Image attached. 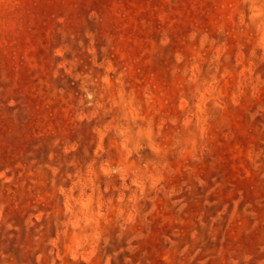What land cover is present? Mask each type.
<instances>
[{"label": "rangeland", "instance_id": "obj_1", "mask_svg": "<svg viewBox=\"0 0 264 264\" xmlns=\"http://www.w3.org/2000/svg\"><path fill=\"white\" fill-rule=\"evenodd\" d=\"M0 264H264V0H0Z\"/></svg>", "mask_w": 264, "mask_h": 264}]
</instances>
